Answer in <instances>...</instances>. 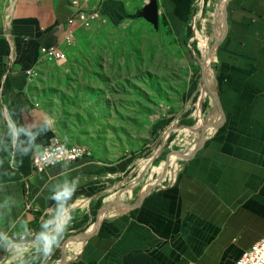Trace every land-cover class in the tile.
Wrapping results in <instances>:
<instances>
[{"label": "crops", "instance_id": "1", "mask_svg": "<svg viewBox=\"0 0 264 264\" xmlns=\"http://www.w3.org/2000/svg\"><path fill=\"white\" fill-rule=\"evenodd\" d=\"M155 1L188 45L198 15L190 46L207 54L200 109L159 120L155 135L173 127L172 137L148 159L91 154L41 173L31 160L53 137L83 147L58 132L26 72L55 64L40 58L41 47L65 53L77 9L106 20L91 30L129 20V3L14 0L0 16V264H235L264 237V0H149L139 11ZM88 30L75 26L73 40ZM65 185L76 188L66 204L73 220L46 256L40 234L54 233L52 197Z\"/></svg>", "mask_w": 264, "mask_h": 264}, {"label": "rangeland", "instance_id": "2", "mask_svg": "<svg viewBox=\"0 0 264 264\" xmlns=\"http://www.w3.org/2000/svg\"><path fill=\"white\" fill-rule=\"evenodd\" d=\"M12 1L0 0V16ZM126 1L129 20L93 27L72 41L62 62L46 63L34 76V92L58 132L105 161L151 157L164 141L155 135L157 122L196 103L195 94L189 106L185 98L207 57L161 23L160 2L150 7L151 19L139 11L149 0Z\"/></svg>", "mask_w": 264, "mask_h": 264}, {"label": "built area", "instance_id": "3", "mask_svg": "<svg viewBox=\"0 0 264 264\" xmlns=\"http://www.w3.org/2000/svg\"><path fill=\"white\" fill-rule=\"evenodd\" d=\"M70 4L78 8V0H69ZM106 20L100 12L95 9L88 11L77 9L67 19V30L65 32L63 42L70 46L73 41V28L75 26L82 27L86 30L90 29L94 24H104ZM39 55L42 60L50 63H60L64 59V51L57 46L41 47ZM27 77L35 76L34 70L26 72ZM58 150H63L59 154ZM91 156V153L85 149H76V145H68L57 137H53L49 143L44 145L40 151L32 157L31 166L34 172L41 173L48 168L61 165L72 164L85 157ZM44 157H48L50 162H45ZM235 264H264V237L253 244L248 250L242 253L241 257Z\"/></svg>", "mask_w": 264, "mask_h": 264}, {"label": "clouds", "instance_id": "4", "mask_svg": "<svg viewBox=\"0 0 264 264\" xmlns=\"http://www.w3.org/2000/svg\"><path fill=\"white\" fill-rule=\"evenodd\" d=\"M58 152L62 154L63 150H58ZM44 159L45 162H50L48 157H44ZM75 191V185H65L61 191L56 192L52 197L58 203L55 230L51 235L43 232L40 234L43 243V252L46 256L50 255L54 248L58 246L63 234L73 220V212L66 207V204L73 197ZM48 223L50 224L52 221Z\"/></svg>", "mask_w": 264, "mask_h": 264}, {"label": "water", "instance_id": "5", "mask_svg": "<svg viewBox=\"0 0 264 264\" xmlns=\"http://www.w3.org/2000/svg\"><path fill=\"white\" fill-rule=\"evenodd\" d=\"M203 6V2H200L198 4L199 9ZM201 13V12H200ZM148 16L151 19H154L156 17V10L154 8H151L150 10H148ZM197 19H198V15H195L193 18V22L191 25V37H190V43L193 44L194 40H195V33L197 32ZM208 54H210V52H208ZM206 60L203 58L200 60V67H201V74H200V89L198 92V96L196 99V103L193 106L191 111H198L201 107V100H202V96L206 87V77H207V65H206ZM172 132H173V127H171L164 135V141L171 138L172 137Z\"/></svg>", "mask_w": 264, "mask_h": 264}, {"label": "trees", "instance_id": "6", "mask_svg": "<svg viewBox=\"0 0 264 264\" xmlns=\"http://www.w3.org/2000/svg\"><path fill=\"white\" fill-rule=\"evenodd\" d=\"M161 23H163L164 25H168V22H167V20L165 19V17H161ZM171 138H169L168 140H167V142L170 140ZM50 255H52V253L50 254ZM59 255V251L57 252V253H55L54 255H53V257L54 258H56L57 256ZM39 263V260H34V259H32V260H27V261H24V262H20L19 264H38Z\"/></svg>", "mask_w": 264, "mask_h": 264}, {"label": "bare ground", "instance_id": "7", "mask_svg": "<svg viewBox=\"0 0 264 264\" xmlns=\"http://www.w3.org/2000/svg\"><path fill=\"white\" fill-rule=\"evenodd\" d=\"M76 149H83V148H81V147H79V146H76Z\"/></svg>", "mask_w": 264, "mask_h": 264}]
</instances>
